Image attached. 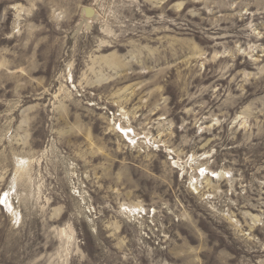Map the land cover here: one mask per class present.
Masks as SVG:
<instances>
[{
  "label": "rangeland",
  "instance_id": "obj_1",
  "mask_svg": "<svg viewBox=\"0 0 264 264\" xmlns=\"http://www.w3.org/2000/svg\"><path fill=\"white\" fill-rule=\"evenodd\" d=\"M0 264H264V0H0Z\"/></svg>",
  "mask_w": 264,
  "mask_h": 264
},
{
  "label": "bare ground",
  "instance_id": "obj_2",
  "mask_svg": "<svg viewBox=\"0 0 264 264\" xmlns=\"http://www.w3.org/2000/svg\"><path fill=\"white\" fill-rule=\"evenodd\" d=\"M82 11H83L85 17L87 18V20L85 21V23H86L85 25H88L89 26L90 20H92L93 18H95V16H94V14H95L94 13V10H92L90 8H88V9L87 8H84ZM214 176H217V174H214Z\"/></svg>",
  "mask_w": 264,
  "mask_h": 264
}]
</instances>
